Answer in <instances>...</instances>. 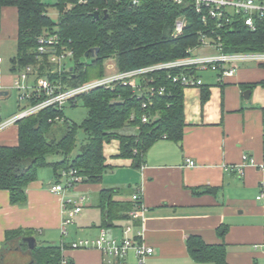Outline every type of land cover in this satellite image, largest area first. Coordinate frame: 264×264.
<instances>
[{
	"label": "trees",
	"instance_id": "obj_1",
	"mask_svg": "<svg viewBox=\"0 0 264 264\" xmlns=\"http://www.w3.org/2000/svg\"><path fill=\"white\" fill-rule=\"evenodd\" d=\"M7 6H14L17 11L16 53L10 58L11 72L19 74L32 66L35 74L46 76L63 88L102 78L107 59H113L117 71H128L188 57L190 50L201 45L202 35L214 40L218 37L225 53L264 52V17L255 18L254 30L236 15L230 23L221 24L207 10L197 11L193 0H56L52 4L58 11L56 19L47 14L49 5L43 0H0V17ZM96 11L98 15L94 16ZM179 17L184 20L183 28L175 34ZM54 34L58 40L56 52L72 51L61 72H52L54 64L37 51L38 38ZM183 73L199 77L200 71L196 66L152 71L146 81H141L142 93L118 82L82 93L68 101L86 108L79 123L65 116V105L47 106L18 119L17 143L0 145V189L8 191L10 203L25 204L27 185L45 166H51L55 173L75 169L81 182H99L107 169L103 145L112 139L119 141L117 157L130 158L133 167L140 168L146 151L156 140L182 139L184 86L173 76ZM150 87H154L153 93L148 91ZM201 87L204 101L208 90L204 84ZM43 98L30 97L26 103L34 105ZM143 115L147 121H142ZM129 128L134 132L126 133ZM54 155L58 159H48ZM114 192L112 188L99 192L103 225L112 222L114 209L121 205L112 199ZM218 231L223 235L224 227ZM32 234L30 229L7 230L0 247V264L6 251L27 248L23 238ZM186 243L189 255L196 261L226 264L223 244L205 243L197 235L189 236ZM28 251L29 264H61L63 260L61 245L36 244Z\"/></svg>",
	"mask_w": 264,
	"mask_h": 264
},
{
	"label": "crops",
	"instance_id": "obj_2",
	"mask_svg": "<svg viewBox=\"0 0 264 264\" xmlns=\"http://www.w3.org/2000/svg\"><path fill=\"white\" fill-rule=\"evenodd\" d=\"M13 7L15 35L17 11L4 7L0 24L7 29L6 8ZM209 53L211 49H204ZM0 62V90L17 88V75ZM207 87L203 101L202 87L183 89L184 127L180 142L167 138L156 140L146 151L140 168L132 159L119 158V141L103 145L107 169L96 183L78 182L66 195L83 197L81 211L62 233L65 216L63 195L52 192L61 170L51 166L38 170L26 188L23 205L12 204L7 190L0 189V247L5 233L12 229H30L39 245H61L65 264H139L134 249L125 258L110 260L98 247H72L73 241L96 238L101 229L110 237L121 238L130 225L129 236L142 232L141 240L154 249L144 264H215L198 262L187 250V239L199 236L208 244H223L226 264H264V254L256 247L264 237V63L243 61L233 76L218 80L213 71H200ZM249 90V92H247ZM11 117V116H10ZM10 117L1 120L4 123ZM135 129L129 128L126 133ZM17 143L15 123L0 129V145ZM254 163L244 162V157ZM194 165H187V160ZM241 165V170L230 167ZM103 188L115 190L112 199L121 203L109 225H103L98 206ZM214 192H204L208 189ZM140 191L143 218L133 219L131 196ZM131 201V205H129ZM131 207V208H130ZM224 227L223 235L219 229Z\"/></svg>",
	"mask_w": 264,
	"mask_h": 264
},
{
	"label": "built area",
	"instance_id": "obj_3",
	"mask_svg": "<svg viewBox=\"0 0 264 264\" xmlns=\"http://www.w3.org/2000/svg\"><path fill=\"white\" fill-rule=\"evenodd\" d=\"M180 2L181 0H176ZM136 3L137 0H132ZM197 11L205 9L211 17L221 20V24L230 23L233 16H240L244 18L245 24L249 29L254 30L256 27L255 18L264 17V0H193ZM205 16V15H204ZM205 18V17H204ZM203 18V19H204ZM223 19V20H222ZM184 20L179 17L175 22V34H179L182 31ZM218 40V37H217ZM217 40L207 35H202L201 45L195 49H211V52L200 53L192 55L193 50H190L191 54L188 57L152 64L128 71H117L111 74H105L102 78L94 79L78 86L63 88L59 83L51 82L46 76H38L35 74L32 66H27L17 75L19 88V101H27L30 97L44 98L34 105H27L22 111L16 115L10 117L4 123L0 124V129L6 125L15 123L18 119L34 113L44 107L54 105L58 108L62 107L68 101L82 93H85L96 87H112L114 83H122L123 85H130L136 92L142 93L143 87L141 81H146V75L152 71L169 69L174 67H191L196 66L199 71H213L217 73L218 80H223L226 77L233 76L239 62L254 61L257 63H264V52H233L225 53L221 50V45ZM57 36L54 35H41L38 38L37 51L40 54H46L49 61L56 66V69H52V72H61L65 67V59H69L72 55V51L68 49H62L59 53L56 52L55 45L57 44ZM2 58L0 57V62ZM33 77L29 81V77ZM173 80L180 82L185 87H200L203 82L199 77L190 75L187 73L173 76ZM150 93L154 92V87L148 89ZM160 93L162 88L158 90ZM147 102H150V98H147ZM143 106H146V102H143ZM58 119V118H56ZM142 121H147L146 116H142ZM244 162L248 161L254 163L252 158L244 157ZM187 165H194V161L188 159ZM241 165L230 167L232 170H241ZM259 167L264 169V162L259 164ZM81 176L76 174L75 169H63L59 176L57 183L50 185L52 192L61 193L63 195L62 204L65 216L62 222V233H66V227L72 223V218L75 214L81 211L80 201L83 197H73L66 195V191L71 189L75 184L81 182ZM133 202V209L129 212V215L133 219L143 218L144 206L142 203V196L140 191L135 192L131 196ZM132 227L127 225L122 230V237L115 238L107 235L105 229H101L99 235L96 238L88 239L82 238L73 241L71 246L78 247H98L103 255L110 260L119 261L125 258L127 252L130 249H134L137 256L138 263L144 264L146 258L154 253L153 247L146 245L140 238L142 232L137 233V237L133 238L129 236ZM261 248L264 254V237L260 243L255 245ZM61 264H65L62 260Z\"/></svg>",
	"mask_w": 264,
	"mask_h": 264
},
{
	"label": "rangeland",
	"instance_id": "obj_4",
	"mask_svg": "<svg viewBox=\"0 0 264 264\" xmlns=\"http://www.w3.org/2000/svg\"><path fill=\"white\" fill-rule=\"evenodd\" d=\"M49 6L47 8V14L56 19L58 16L57 9L52 6V4L56 0H43ZM8 15V25L7 29H5L4 25L0 24V55L3 57V68H8L9 60L12 56L16 53V40L14 38L15 35V17L16 13L13 7H9L5 9V12ZM204 49H194L192 55L200 54ZM69 59H65L64 67H67ZM241 63V62H239ZM53 69H56V66L53 65ZM105 71L106 74H111L117 72L115 63L113 59H107L105 61ZM29 81L33 79V77L28 78ZM19 93L20 90L14 88L9 91V95L6 97H0V118L2 121L7 119L8 117H12L26 108V101L22 100L19 101ZM21 107V108H20ZM86 108L81 104L78 103L77 105L73 106L70 103H66L64 106V113L65 116L76 123H79L86 115ZM81 133H79L80 137ZM49 160H56L58 159L57 156H49ZM30 250L27 246L24 250H9L5 252L4 259L2 264H29L31 257H30Z\"/></svg>",
	"mask_w": 264,
	"mask_h": 264
},
{
	"label": "water",
	"instance_id": "obj_5",
	"mask_svg": "<svg viewBox=\"0 0 264 264\" xmlns=\"http://www.w3.org/2000/svg\"><path fill=\"white\" fill-rule=\"evenodd\" d=\"M93 15L97 16L98 12L97 11L94 12ZM96 50H97V48H96ZM247 92H249V90ZM7 94H8V91L0 90V96L7 95ZM23 240L27 243V246H28L29 249H33L36 246V244H37V241H36L35 237L32 236V235L24 237Z\"/></svg>",
	"mask_w": 264,
	"mask_h": 264
}]
</instances>
